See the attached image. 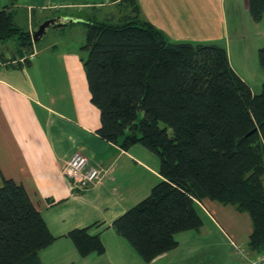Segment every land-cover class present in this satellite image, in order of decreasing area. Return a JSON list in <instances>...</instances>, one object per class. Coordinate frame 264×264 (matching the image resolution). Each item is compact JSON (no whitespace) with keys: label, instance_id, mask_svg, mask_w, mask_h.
<instances>
[{"label":"trees","instance_id":"trees-1","mask_svg":"<svg viewBox=\"0 0 264 264\" xmlns=\"http://www.w3.org/2000/svg\"><path fill=\"white\" fill-rule=\"evenodd\" d=\"M124 1L129 9L116 22L93 12L56 25L86 27L82 61L91 101L100 110L97 133L125 150L141 144L160 158L161 180L107 227L150 262L178 247L179 232L203 225L198 203L209 198L249 213L247 247L263 252L264 84L255 93L231 65L225 46L174 41L140 16L135 0ZM248 4L260 21L264 0ZM34 15L15 0L1 7L0 42L15 38L20 55L33 53L36 30L27 21ZM259 59L264 68V47ZM98 224L66 234L80 256L106 252L101 235L91 233ZM56 239L25 186L4 178L0 264H43L40 251Z\"/></svg>","mask_w":264,"mask_h":264},{"label":"crops","instance_id":"crops-1","mask_svg":"<svg viewBox=\"0 0 264 264\" xmlns=\"http://www.w3.org/2000/svg\"><path fill=\"white\" fill-rule=\"evenodd\" d=\"M11 1L0 0V8ZM15 1L28 11L33 9L34 14L49 11L50 18L76 17L92 10L99 14L110 7H117L120 10L117 14L129 9L124 0ZM215 1L135 0L140 16L170 39L186 41L179 36L188 29L193 33L189 39L202 43L227 35L217 22ZM235 1L233 10L237 9ZM242 1L244 9L249 10V0ZM103 17L114 18L116 13L109 12ZM38 48L37 44L36 53ZM52 49L51 57L46 59L38 58L40 49L30 65L16 66L17 60L23 61L18 55L13 63L0 65V187L4 178L23 184L57 236L52 245L40 251L43 264H73L79 258L66 236L71 229L99 222L92 226L91 233L101 235L107 250L106 235L115 230L107 226L148 196L162 177L160 162L146 147L136 144L125 150L97 133L101 125L100 110L91 101L86 72L77 51L61 50L57 43ZM2 58L5 60L0 54ZM77 151L106 169L101 181L85 191L74 188L63 172L65 163ZM153 178L158 180L154 182ZM198 204L203 225L194 231H182L191 237L206 236V242L195 246L192 253H211L221 247V242L216 243L218 239L225 243L229 253L233 242L248 245L253 227L247 212L209 198ZM114 232L111 238L123 250L120 255H132L124 239ZM180 245L181 240L178 247L161 256L175 252Z\"/></svg>","mask_w":264,"mask_h":264},{"label":"rangeland","instance_id":"rangeland-1","mask_svg":"<svg viewBox=\"0 0 264 264\" xmlns=\"http://www.w3.org/2000/svg\"><path fill=\"white\" fill-rule=\"evenodd\" d=\"M233 1L234 0L215 1L218 19L217 22L222 29V33H226L227 35L225 37H221V39H208L204 40V42H215L225 46L228 50L232 66L241 76L245 78L255 93H260L264 84V68L262 67L259 59V49L264 47V16L260 21L254 20L250 11L244 9V2L242 0L235 1V3L237 2V9L233 10ZM119 11L120 10H118L117 7L105 8L102 11H99L98 17L103 18V16L107 13L115 12L116 17H114V21L116 22L126 13V11H121V14H117ZM93 12L94 11L92 10V12H89L88 15H91ZM50 13H52V11H50ZM48 15L49 11L35 13L34 17L28 16L27 24L29 29L32 31L37 30L41 23L50 18ZM218 24L217 31L219 30ZM66 27L53 25L48 29L43 38L36 41L39 47V52L40 49H42L40 53L38 52L40 54L38 58L46 59L51 57L52 54L50 52L53 50L52 45L57 43V48L61 50H76L85 70L82 57H85L87 52L82 49V45L86 42V27L82 23L68 25ZM185 32H188V29L187 31L182 32L179 36L184 37L183 40L187 39L186 41L195 43L201 42L190 40L189 38H192L193 33ZM174 41L185 42L181 40ZM35 51L36 50L34 48V52ZM22 53L23 54L20 55L15 38L6 42H0V54L5 56V60L3 58L0 59L3 63H13L15 55H18L19 58L29 59L30 54L28 51L23 50ZM150 153L159 163V156L152 151H150ZM153 180L156 182L158 179L153 178ZM155 184H157V182ZM111 231L112 232H108L106 235L108 242L106 252L104 254L92 253L86 257L79 255L73 241L68 237L70 239V243H72L76 249V257L79 258L73 264H243L245 261L232 253L233 249L229 253L227 251V247H225V243L219 239L216 243L221 242V247H217L211 253L203 255L199 254L197 251L192 253L195 246L203 245L206 242V236H203L202 234L203 237L201 236V238L198 237L199 234L198 236L196 234L194 237H191L187 236L189 234H183V232H180L176 235V237L178 241L181 240L182 246L180 245L175 252L166 254L165 256L160 255L154 260L146 262L138 255L127 240L119 234L133 253L132 255L131 253H128L125 256H121L120 252L123 250L116 247L114 240L111 238V233H115L114 231L116 230ZM214 234H212V236Z\"/></svg>","mask_w":264,"mask_h":264},{"label":"built area","instance_id":"built-area-1","mask_svg":"<svg viewBox=\"0 0 264 264\" xmlns=\"http://www.w3.org/2000/svg\"><path fill=\"white\" fill-rule=\"evenodd\" d=\"M35 55L36 51L31 53L29 58L32 60ZM0 65H4V63L0 61ZM63 172L72 180L74 188L79 191H85L101 181L106 169L100 165L93 164L88 156L77 151L65 163ZM232 253L244 259L243 264H264V251L252 255L247 245L242 243L233 242Z\"/></svg>","mask_w":264,"mask_h":264},{"label":"water","instance_id":"water-1","mask_svg":"<svg viewBox=\"0 0 264 264\" xmlns=\"http://www.w3.org/2000/svg\"><path fill=\"white\" fill-rule=\"evenodd\" d=\"M78 19L75 17L68 16H57L53 18H49L40 24L39 28L34 33V41H38L46 35V32L51 26H56L57 24L67 23L69 21H77Z\"/></svg>","mask_w":264,"mask_h":264}]
</instances>
